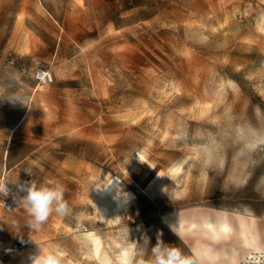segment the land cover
<instances>
[{
	"label": "rangeland",
	"instance_id": "rangeland-1",
	"mask_svg": "<svg viewBox=\"0 0 264 264\" xmlns=\"http://www.w3.org/2000/svg\"><path fill=\"white\" fill-rule=\"evenodd\" d=\"M38 67L53 82L36 84ZM2 86L34 94L11 143L12 161L27 158L0 182L58 183L68 211L30 230L14 199L24 193L10 184L0 264H31L38 251L64 264H134L158 236L191 256L201 241L215 243L199 227L211 234L207 221L223 214L253 221L264 239V146L247 182L229 188L232 168L209 172L201 147L212 133L231 156L233 125L264 130V0H0ZM18 114L5 106L0 121ZM184 129L191 142L177 143ZM232 235L241 243L225 241L234 264H249L241 232ZM19 236L28 243L4 253Z\"/></svg>",
	"mask_w": 264,
	"mask_h": 264
},
{
	"label": "clouds",
	"instance_id": "clouds-1",
	"mask_svg": "<svg viewBox=\"0 0 264 264\" xmlns=\"http://www.w3.org/2000/svg\"><path fill=\"white\" fill-rule=\"evenodd\" d=\"M4 100L12 104L26 106L23 96L18 93L4 95L3 92H0V101ZM226 122L233 125V118L229 117ZM233 130L234 135L229 139L231 144L235 145L236 150L231 156L229 155L231 149L228 142L212 133L202 137L203 142L201 143L202 150L213 158V163L207 165L209 172L226 171L229 167L232 168L233 174L225 176V188L240 186L242 181L239 178L241 176L244 177L243 183L247 182V178L250 176L247 170L252 160V154L264 146V130L248 124L233 125ZM175 140L181 144L191 142L190 132L187 129L178 132ZM27 173L31 176V173ZM8 184H14L19 192L24 193L23 196L16 194L14 199L17 207H23L30 217L28 221L30 230H39L53 212L65 215L68 211V205L64 199V188L58 183H39L34 179L21 182L17 178L15 183H0V198L2 199L8 196ZM261 186H264V176L258 180L257 190ZM150 249L151 255L148 259L139 256L134 260V264H200L199 259L194 255H185L173 245L165 244L159 236L157 243ZM31 264H64V261L58 253L50 251L43 254L38 251L32 256Z\"/></svg>",
	"mask_w": 264,
	"mask_h": 264
},
{
	"label": "crops",
	"instance_id": "crops-1",
	"mask_svg": "<svg viewBox=\"0 0 264 264\" xmlns=\"http://www.w3.org/2000/svg\"><path fill=\"white\" fill-rule=\"evenodd\" d=\"M0 92H3L4 95H7L9 94L10 89L7 88V86H2V88L0 89ZM33 94L34 93L30 95L28 93L27 95L28 100H24V103L26 104L27 107L22 106L23 108L19 104H12L6 100L0 101V111L2 110L3 107L9 106V105L15 107L16 110L19 108V114L17 115V117L13 118L10 122L0 121V177L2 178L4 177L6 171H8L11 168H16L17 166L22 164V162L27 158L28 154L25 153L23 155L18 156L15 160L12 161L11 143H12V138H13L14 133L23 123L25 116L27 115V112L29 111V108L31 107ZM212 214L214 213H210V212L205 213V215H207L208 218H212L213 216ZM193 227H199V224L197 223ZM199 230L201 231L202 236L215 242V243H212V242L206 241V243H203L201 241L197 247L193 248L194 256L199 259L200 264H225L228 258L226 253L232 254L230 257V261L228 262L229 264H234L235 262H238L236 261L237 254L234 252H231L229 249L230 247L228 246V244L225 243V241L229 240L230 243L239 242V244L241 245L237 235H232L231 238L230 237L226 238L228 235L221 236L219 238H214L212 237L211 234H209V232H206V230H203V228L199 227ZM240 239L242 240L243 237L241 236ZM10 244H8V246ZM230 246L234 247L232 243L230 244ZM217 256H219L220 258H217Z\"/></svg>",
	"mask_w": 264,
	"mask_h": 264
},
{
	"label": "bare ground",
	"instance_id": "bare-ground-1",
	"mask_svg": "<svg viewBox=\"0 0 264 264\" xmlns=\"http://www.w3.org/2000/svg\"><path fill=\"white\" fill-rule=\"evenodd\" d=\"M113 186L114 181L109 182L106 187L101 188V195L110 193ZM207 225L214 238L240 231L245 244L248 246L247 252L244 255V262L249 264H264V243H262L264 239L260 236L259 229L253 226V221L249 222L244 217H238L235 221L223 214L215 220L207 221ZM124 261H126V258Z\"/></svg>",
	"mask_w": 264,
	"mask_h": 264
},
{
	"label": "built area",
	"instance_id": "built-area-1",
	"mask_svg": "<svg viewBox=\"0 0 264 264\" xmlns=\"http://www.w3.org/2000/svg\"><path fill=\"white\" fill-rule=\"evenodd\" d=\"M33 77H34L36 84H49L53 82L54 80L52 72L49 69L43 68V67L36 68V70L34 71ZM0 183H7V182L2 181ZM7 188H8V196L4 199L0 198V205L6 211H13L15 209V205L13 204L11 200V195L13 193V187L10 184H8ZM27 243L28 241L26 237L19 236L15 239L13 243L5 247L3 249V252L4 253L15 252L19 250L21 247H23L24 245H26Z\"/></svg>",
	"mask_w": 264,
	"mask_h": 264
}]
</instances>
